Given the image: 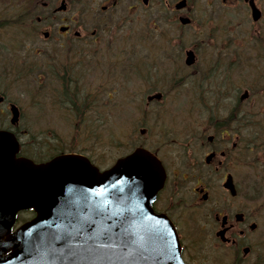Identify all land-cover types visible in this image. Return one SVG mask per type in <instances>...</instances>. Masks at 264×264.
Listing matches in <instances>:
<instances>
[{
  "label": "flooded vegetation",
  "instance_id": "flooded-vegetation-1",
  "mask_svg": "<svg viewBox=\"0 0 264 264\" xmlns=\"http://www.w3.org/2000/svg\"><path fill=\"white\" fill-rule=\"evenodd\" d=\"M17 13L22 26L13 28L14 33L21 39L36 37L18 52L5 54L0 47V84L9 76L23 81L32 75L37 82L51 76V109L56 98L65 103L64 112L71 111L70 96L83 100L82 91L74 93L72 85L62 95L66 77L60 76V85L58 74L71 61L70 54L63 60L59 55L79 43L77 52L101 59L102 45L110 49L118 31L140 26L149 31L142 32L139 49L126 50L132 66L151 72L145 83L159 84L166 92L191 87L203 99L205 88L213 94L214 88L224 87V93L213 94L215 99L224 94V112L198 111L185 129L164 131L160 155L167 179L153 207L175 225L186 264H264V108H253L256 98L249 92L262 82L254 86V79L248 89L247 81V67H264V0H0V35L7 39L13 33L9 19ZM258 78L263 80L264 73ZM40 98L38 91V105L44 106ZM12 106L21 120V107L0 91V119L10 120ZM55 129L65 134L64 128ZM15 132L24 136L21 147L33 157L64 145L61 153L88 155L92 162L102 159V137L88 127L73 128L63 139L47 130L35 135L15 127ZM225 182L233 185L234 194L224 188ZM180 189L187 197H180ZM204 205L213 212L210 229L196 223L208 220Z\"/></svg>",
  "mask_w": 264,
  "mask_h": 264
},
{
  "label": "water",
  "instance_id": "water-1",
  "mask_svg": "<svg viewBox=\"0 0 264 264\" xmlns=\"http://www.w3.org/2000/svg\"><path fill=\"white\" fill-rule=\"evenodd\" d=\"M17 150L13 135L0 131V264H178L173 228L151 208L164 172L149 152L138 148L100 172L90 162L87 168L50 166L69 155L36 165L16 158ZM131 157L150 158L154 172ZM101 201H107L103 218L94 211ZM28 208L35 217L12 232L16 213ZM110 213L127 217L130 234L97 243L94 234L122 218L108 220Z\"/></svg>",
  "mask_w": 264,
  "mask_h": 264
},
{
  "label": "rangeland",
  "instance_id": "rangeland-1",
  "mask_svg": "<svg viewBox=\"0 0 264 264\" xmlns=\"http://www.w3.org/2000/svg\"><path fill=\"white\" fill-rule=\"evenodd\" d=\"M142 28V26H140ZM137 29V28H136ZM140 29L138 28L136 31H139ZM140 36H141V31L139 33H136L133 38V42L137 45L138 42L140 41ZM125 47V44L122 40H118L116 43L115 41L113 42L114 48L116 47ZM79 43H73L71 49L74 51V59H77L81 56H77V51L75 47H78ZM137 47H140V45H137ZM48 53V52H47ZM66 53L70 54V50L68 52H64L61 55H59L58 59L63 60L66 57ZM72 54V53H71ZM73 55V54H72ZM40 58V57H39ZM39 58H34L36 63L39 61ZM113 59L114 57L111 56ZM127 56L123 52L122 54L120 53V56L117 58L116 65L113 67V62L110 59H104L102 58L100 61L97 60L95 62H92L90 64H87V67L81 71L83 73L82 77V82L85 80L86 85H87V90L92 91L94 87L96 89L101 86L105 81L107 83L105 84L106 87V93L103 92L102 94H98L97 98L99 101H96V107H99V112L96 111L95 107V115L94 117L96 119L103 117L107 118L110 120L109 124L114 125L115 127V132L112 133L110 140L113 139V137L117 136L120 131H128L130 128L134 127L135 125L141 123L140 116L141 114L146 116V120L143 123H147V125L143 126V128L146 129V133H148L149 129L153 126L154 120L156 121V124H158L159 129H168L171 128L170 131L174 134L177 133L178 127H181V129H185L186 125L188 123H191L192 120L188 121L189 118L195 117L194 114H192L191 117L187 116V102H188V95L192 93V88L191 87H180L174 91L167 92V96L162 104L159 103H152L150 105H144V96L146 94H143L145 91V87L143 85H140L137 81L138 79L134 80L135 75H134V70L132 69L133 66L129 65L130 63L126 60ZM72 60V62H73ZM89 61H92V58H89ZM123 68H126L127 70H124ZM165 69V68H164ZM251 79L253 77L251 76ZM222 78L219 79L218 81L222 82ZM35 79L31 78V84L25 91H19L16 89V87H11L9 89H6V87H0V91H6L7 96L11 97L13 100L18 101L22 108V121H21V126L24 127H30V131L32 134H40L41 130H47L51 131L53 134H55L59 138H64L67 134L72 132L71 125L69 124L68 120L67 123L64 125L63 124V116L61 112L55 108L51 109V105H46V106H39L38 105V100L36 99L34 101V86H35ZM258 85V84H257ZM224 87H219V88H214L213 94L217 92H223ZM95 89V90H96ZM208 90L209 88H205ZM94 90V91H95ZM108 90H114L113 94V100H116L117 98L121 96H125V91H134L135 94L133 95V99H127L123 98L119 104L117 105L118 107H125L127 103H130L132 107L127 108V111H114V107L110 105L109 103L105 104L100 101H107L108 99L110 100L111 96ZM93 92V91H92ZM141 96H143V102H141ZM222 104L224 103V94L221 98ZM43 102H47L46 100H43ZM42 102V103H43ZM49 104H52V99L49 100ZM260 106H264L263 101H259ZM38 110H40L42 113H38ZM109 110V111H108ZM146 112V113H145ZM98 124V122L94 121L93 123ZM53 127H63L65 130L64 135H58L55 132H53L51 129L56 130L57 132L61 133L59 130L53 128ZM71 130V131H70ZM104 128H99L97 127V130H95L94 135L101 137V134L104 132ZM82 137H85L86 132L84 131L82 133ZM93 136V139L96 137ZM109 136V134H108ZM109 138V137H108ZM157 136L152 135L149 139L148 142H150L152 145H156ZM142 139V137L140 138ZM140 139H133L134 142L137 143ZM90 145V144H89ZM88 145V146H89ZM188 149H191V146H189ZM103 150L102 152V159L99 162L103 167H106L108 164H110L116 157H120L121 155L125 154L127 151L126 148L120 147L118 149H109L107 147H104L101 149ZM167 154L169 151L166 152ZM198 157V154H196ZM178 170L180 173V169H175ZM186 173H189L188 171H185ZM192 184L188 183L187 184V189L190 187ZM182 189L185 190V185L182 182ZM182 189L179 191L180 197H187L186 192H182ZM219 190L221 191V188L219 187ZM217 188V191L220 192ZM221 193V192H220ZM222 196V195H221ZM204 210L207 211V221H201L197 222V224H202L204 225L205 229H210L212 227V220H213V212L208 211L207 205H204L203 207ZM220 208L217 207L216 210ZM209 233V232H208ZM206 233V234H208Z\"/></svg>",
  "mask_w": 264,
  "mask_h": 264
},
{
  "label": "snow or ice",
  "instance_id": "snow-or-ice-1",
  "mask_svg": "<svg viewBox=\"0 0 264 264\" xmlns=\"http://www.w3.org/2000/svg\"><path fill=\"white\" fill-rule=\"evenodd\" d=\"M139 156V154H138ZM133 162H137L142 164L148 171L154 172V162L151 161L148 157H140L139 159L137 157H131L130 158ZM89 165V161L86 159H79L76 156H66L61 160H54L52 161V165L50 166H64V167H78V168H87ZM107 203V201H101L98 204L94 205V211L97 217L103 218L105 216V213L108 211L104 208V204ZM113 216H121L122 218L118 221H112L111 225L105 226L102 229L98 230L94 236L96 238V242H100V238L103 237L107 241L112 242L114 237L119 238L121 235L128 236L131 231V225L128 227H125L126 224H128L127 217H123L122 213H110L107 216L108 220H112ZM90 223L92 225H95L96 221L91 220ZM112 229H119L122 230L120 232L114 233ZM106 246V245H102ZM127 246V245H125Z\"/></svg>",
  "mask_w": 264,
  "mask_h": 264
},
{
  "label": "trees",
  "instance_id": "trees-1",
  "mask_svg": "<svg viewBox=\"0 0 264 264\" xmlns=\"http://www.w3.org/2000/svg\"><path fill=\"white\" fill-rule=\"evenodd\" d=\"M67 78V77H66ZM63 79V77L61 78V80ZM68 79V78H67ZM75 97L74 95H72V97L70 96V102L72 104L73 107H76L74 109V112H75V115L77 116V121H81L82 117H83V107L81 106L79 109H77V102H78V99H76L75 101ZM124 136V131L120 133V136L118 137H114L112 140H110L111 138V135L109 136H104V147H107V148H115V141H120L121 137ZM109 137V138H108ZM114 140V141H113ZM118 144H122V142H117Z\"/></svg>",
  "mask_w": 264,
  "mask_h": 264
}]
</instances>
